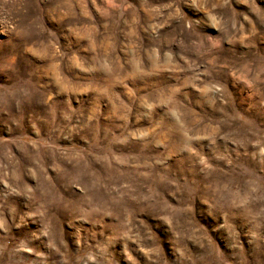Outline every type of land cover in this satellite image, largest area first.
I'll use <instances>...</instances> for the list:
<instances>
[{"label": "rangeland", "instance_id": "obj_1", "mask_svg": "<svg viewBox=\"0 0 264 264\" xmlns=\"http://www.w3.org/2000/svg\"><path fill=\"white\" fill-rule=\"evenodd\" d=\"M0 264H264V0H0Z\"/></svg>", "mask_w": 264, "mask_h": 264}]
</instances>
